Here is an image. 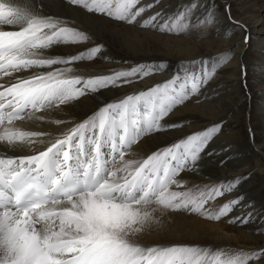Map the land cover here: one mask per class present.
Wrapping results in <instances>:
<instances>
[{
	"label": "snow or ice",
	"instance_id": "snow-or-ice-1",
	"mask_svg": "<svg viewBox=\"0 0 264 264\" xmlns=\"http://www.w3.org/2000/svg\"><path fill=\"white\" fill-rule=\"evenodd\" d=\"M139 2L67 0L89 13L177 35L191 30L190 17L198 7L192 2L167 18L161 9L141 22L138 18L160 0L137 7ZM226 12L231 20L230 8ZM215 22L211 9L199 21L201 25ZM90 39L47 14L44 0H0V74L53 69L18 78L0 90V142L9 146L43 142L44 133L23 131L13 126L14 121L42 119L35 114L68 105L86 94L131 85L169 67L167 61L141 62L84 78L71 75L70 67L54 66L91 61L103 51L102 44L68 57L44 55L55 46ZM230 58L229 50L213 58L182 60L170 79L101 106L45 150L34 155H0V264H249L264 256V249L230 254L200 245L144 247L133 239L158 223L155 213L161 209L220 221L242 205L243 194L218 208L207 207L235 191L247 176L221 182L199 195L172 190L185 170L199 171V161L221 131L222 122L158 149L142 162L125 159L126 152L145 135L180 127L162 121L177 106L199 95ZM242 71L246 78L243 65ZM252 219L253 212L248 211L232 216L228 223L246 225Z\"/></svg>",
	"mask_w": 264,
	"mask_h": 264
},
{
	"label": "bare ground",
	"instance_id": "bare-ground-1",
	"mask_svg": "<svg viewBox=\"0 0 264 264\" xmlns=\"http://www.w3.org/2000/svg\"><path fill=\"white\" fill-rule=\"evenodd\" d=\"M12 2L21 3L22 0ZM152 2L140 0L137 7ZM192 2L198 7L193 9L190 17L191 30L177 35L89 13L80 6L68 4L67 0H44L47 14L91 38L87 42L55 46L46 50L45 56L68 57L95 45L104 46L99 56L91 61L54 67H70L73 69L71 75L84 78L128 69L141 62L167 61L169 67L131 85L86 94L68 105L37 112L35 116L42 119L14 121L13 126L23 131L44 133L41 137L43 142L17 143L14 146L0 142V155L25 156L43 151L101 106L170 79L180 61L213 58L230 50L231 58L201 89L200 94L177 106L162 121L165 125L181 126L145 135L126 152L125 159L142 162L158 149L222 122L221 131L199 161V171L185 170L178 177L179 184L174 185L172 190L199 195L221 182L247 176L235 191L209 202L207 207L218 208L243 194L242 205L220 221L184 210L161 209L155 213L158 223L136 234L133 239L144 247L200 245L213 250L223 249L230 254L239 250L259 251L264 249V0H160L156 7L146 10L138 20L142 22L161 9L167 18ZM226 8H230L231 20ZM209 9L214 12L216 22L201 25L199 21L204 19ZM245 37L248 38L247 43ZM242 65L247 72L246 78ZM51 70L33 69L10 76L0 74V90L15 83L18 78L27 79ZM57 120L62 123H54ZM223 148L230 150L220 155H207L208 152H220ZM249 203L250 208L244 207ZM248 211L253 212V219L246 225L228 223L232 216L242 212L247 214ZM249 264H264V256Z\"/></svg>",
	"mask_w": 264,
	"mask_h": 264
}]
</instances>
